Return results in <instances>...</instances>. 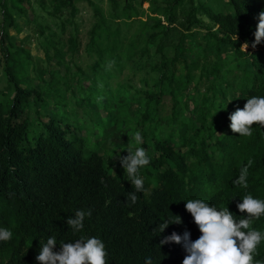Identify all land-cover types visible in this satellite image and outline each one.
Listing matches in <instances>:
<instances>
[{"label": "trees", "instance_id": "16d2710c", "mask_svg": "<svg viewBox=\"0 0 264 264\" xmlns=\"http://www.w3.org/2000/svg\"><path fill=\"white\" fill-rule=\"evenodd\" d=\"M213 2L215 6L197 0H1L0 70L4 69L6 87L0 90V227L10 229L13 236L0 241V264H39L36 257L50 236L56 238L57 252L62 242L98 238L105 245L107 264H145L148 258L152 264H182L187 255L183 241L161 244V240L173 232L181 237L189 232L192 241L201 235L185 208L187 200L228 207L238 221L247 216L237 208L244 195L264 199V127L253 125L250 137L229 127L231 113L252 96H264V40L251 47L264 0ZM81 3L93 14L86 53L95 63L87 66L95 73L100 68L122 72L130 63L136 65L130 68H139L142 88L135 83L136 74L119 84L117 93L95 83L86 98L88 105L108 112L106 119L98 112L90 115L106 127L116 123L113 105L118 106L121 96L146 107L133 112L129 101L119 106L147 128L143 143L135 145L143 147L150 159L140 169L144 185L136 192L135 204L127 199L135 188L124 178L120 162L114 175L85 139L70 134L77 125L70 117L74 111L39 117L36 124L23 119L36 89L22 86L29 79L30 63L24 62L28 51L12 46L7 29L17 27L16 18L28 17L29 11L39 10L55 21L69 11L62 25L67 22L70 30L63 27V41H56L54 32L42 33L47 55L53 50L63 66L66 59H73ZM223 5L231 12L225 13ZM197 32L203 33L202 40L195 38ZM3 38L9 39V48L1 45ZM245 41L250 49L242 52ZM189 43L202 47L205 58L189 64ZM5 62L8 65L2 68ZM67 68L70 72L69 64ZM196 70H200L198 85L205 79L210 84L205 92L193 93L195 109L187 117L185 92ZM59 77V72L52 75V88L60 83ZM65 83L71 86L69 79ZM167 96L172 100L171 113L160 120L159 109ZM164 124L172 129L177 124L172 135L161 136ZM128 148L121 146L122 156ZM245 166L246 189L233 184ZM77 210L92 214L85 217L83 229L74 232L66 221ZM176 216L182 223H170L161 233L158 226L174 222ZM252 228L264 233V216L254 219ZM254 261L264 264V241Z\"/></svg>", "mask_w": 264, "mask_h": 264}, {"label": "rangeland", "instance_id": "374dc122", "mask_svg": "<svg viewBox=\"0 0 264 264\" xmlns=\"http://www.w3.org/2000/svg\"><path fill=\"white\" fill-rule=\"evenodd\" d=\"M198 2L207 3L215 6L213 0H197ZM1 3V0H0ZM80 12L78 16V28L79 34L75 35V42L73 44V59H66L65 65L61 66L57 63V59L54 58L53 50H51L50 56H48V49L43 45L44 39L42 33L45 31L48 36L51 32L56 34V41H63L64 35L62 33L63 27L67 28L69 32L70 27L67 22L66 25H62L64 21L69 19V11L65 12L64 16L57 17L56 21L54 17L47 16L46 13L37 11L35 14L29 11L28 17L22 16L21 18H16L17 27L7 29L9 35L11 36V44L15 49L26 50L28 52L24 53L26 60L24 62L30 63V68H27L29 79L28 82H23L22 86L25 88L30 86L36 89V92L29 99V108L25 113L23 119L36 124L39 117L48 118L50 115L63 116L71 110L75 112V115H71V119L75 120L77 125L71 128V135H75L78 138H83L86 140L87 145L90 149H95L97 153L102 156L106 164L110 167L112 173L115 175L118 171L116 163L119 161L118 156H122L121 146L132 147L133 149L137 146L135 140L133 139L135 133L139 131L141 135L147 130L146 127L142 128L138 125L135 116H132L128 110H120V104L129 101L130 107L133 112L137 109L145 110L146 107L138 105L136 101L131 102L124 96H121V100L117 106V102H114L113 115L115 117L116 123L110 126L100 125L101 122L98 120L92 121L91 116L95 112L101 114V116L106 119L108 112L104 111L102 108H98L93 105H88L86 103V98L89 96L88 88L98 83V85L103 88L109 86L114 93H117L118 85L125 83L129 77H133L137 74L136 85L138 88H142V85L138 83L141 78L140 73L136 71L139 68L136 67L134 63L128 65L129 68L122 69V72H118L115 68H100L98 73H95L89 66L88 63L94 64L95 62L90 60L87 56V51L89 50V35L91 24L93 23V14L91 9L87 7L86 3H81ZM222 10L225 13L231 12V9L223 5ZM3 17L1 14L0 6V23H2ZM61 24V25H60ZM77 33V32H76ZM203 33L197 32L195 38L202 40ZM1 45L5 44V47L9 48V39L3 38ZM62 50L63 44L59 46ZM12 49V47H11ZM202 47L195 45V43H189L186 46V51L190 54L187 57L188 63L195 62L199 60L200 56H203ZM250 48L248 47L247 51ZM66 51V48L64 49ZM253 49H251V52ZM245 52V51H242ZM28 53V54H27ZM3 54V52H1ZM205 58V57H204ZM209 62L214 64V59H209ZM233 61L229 60L228 64L233 65ZM70 65V72H68L67 65ZM84 64V68H78ZM8 65L7 62L3 63L2 68ZM196 75L188 91L185 95L189 97L186 116L189 117L194 111V101L191 98L193 93H203L205 89L209 86L210 79H205L201 85H198L200 81V70H196ZM56 72L60 73V83L52 88L49 82L52 80V75ZM79 75V76H78ZM69 79L71 86L67 85L65 81ZM6 87V82L4 80V69L0 70V90ZM199 87L198 91L195 89ZM134 93L133 90H130ZM9 96L13 98L14 92H8ZM239 93H236L238 95ZM38 95L40 97L38 98ZM1 97V94H0ZM198 97V96H197ZM138 99V97L136 98ZM185 101V102H186ZM172 100L170 96L165 98L164 104L159 109V118L164 119L170 116L171 113ZM149 111L150 110H146ZM22 119V120H23ZM175 124L172 128L163 126L164 133L161 134L162 137L171 135L176 129ZM65 128V126H64ZM170 135V136H171ZM143 143V142H142ZM90 149H86L89 152ZM191 160L190 162H192ZM125 174V173H124ZM126 178V174L124 175Z\"/></svg>", "mask_w": 264, "mask_h": 264}, {"label": "clouds", "instance_id": "9594fccd", "mask_svg": "<svg viewBox=\"0 0 264 264\" xmlns=\"http://www.w3.org/2000/svg\"><path fill=\"white\" fill-rule=\"evenodd\" d=\"M258 21L252 48H256L264 40V11L259 13ZM248 47L249 43L245 41L240 50L247 52ZM229 119L231 121L229 127L233 133H238L242 137L252 136L253 125L264 127V96H252L247 99L244 107H238L231 113ZM133 139L137 145L143 142L139 131L135 133ZM126 151L128 153L126 156L116 158L119 159L127 180L131 181L135 188V191L129 192L127 196V199L135 204L138 199L136 192H141L144 185L140 169L147 166L150 159L143 147L134 149L129 147ZM247 175L248 166H245L233 184L246 189ZM185 208L198 226L201 233L199 238L192 241L189 232H185L183 237L173 232L161 240V244L168 242L180 244L183 241L187 255L182 264H260L254 261V253L258 245L264 241V233L252 228V222L264 216V199L254 198L250 193L244 195L237 208L247 216L238 221L228 207L218 209L214 204L210 205L202 199L187 200ZM91 214V210L87 212L77 210L74 217L68 218L66 222L74 232H79L84 227L85 217H90ZM176 217L174 222L165 221L159 225L160 232L162 233L170 223H182L181 218ZM12 236L10 229L0 227V241H9ZM56 244L55 236H50L41 246L36 257L39 264H107L105 245L98 238L81 237L74 242H62L58 252L53 250ZM145 264H152L151 259H146Z\"/></svg>", "mask_w": 264, "mask_h": 264}]
</instances>
